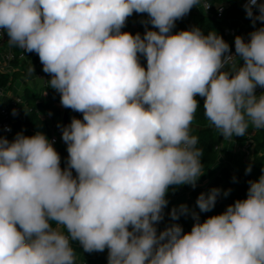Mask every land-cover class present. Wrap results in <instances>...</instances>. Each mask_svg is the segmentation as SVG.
Returning a JSON list of instances; mask_svg holds the SVG:
<instances>
[{"label":"clouds","instance_id":"obj_1","mask_svg":"<svg viewBox=\"0 0 264 264\" xmlns=\"http://www.w3.org/2000/svg\"><path fill=\"white\" fill-rule=\"evenodd\" d=\"M201 5L211 6L0 0V37L38 54L48 88L62 107L82 114L58 125L65 167L43 131L22 130L11 140L0 134V264H77L74 242L87 253L107 250L108 264H264V170L248 181L245 199L203 222L200 213L231 189L200 193L199 212L186 203L165 212L170 188H195L205 174L192 134L197 97L224 140L245 137L250 125L264 130V92L257 93L264 88V26L256 27L264 24V2L245 0L254 30L247 40L235 37V52L215 30L173 31ZM134 14L147 15L143 34L122 31ZM252 171L250 164L245 174ZM166 215H191V231L179 223L159 230Z\"/></svg>","mask_w":264,"mask_h":264},{"label":"trees","instance_id":"obj_2","mask_svg":"<svg viewBox=\"0 0 264 264\" xmlns=\"http://www.w3.org/2000/svg\"><path fill=\"white\" fill-rule=\"evenodd\" d=\"M211 6L199 15L189 14L184 17L182 20L176 22V28L174 32L180 30H187L194 26H198L205 31L207 34L208 31H217L218 34L222 35L224 39L229 42L232 46V51L235 52L234 42L230 41L227 33L226 26L227 24L234 25L231 21L234 18H244L246 21H251L246 18V13L242 7L244 0H208ZM264 2V0H260ZM221 5H225L222 16H218V9ZM236 27V26H235ZM122 31L131 32L135 34L140 32L141 34L145 31L144 24L135 25L132 20V16L128 18L126 26ZM6 34V33H5ZM7 35V34H6ZM243 35L245 39H248V35L243 33L241 29L236 28V34ZM14 57L12 60L17 61L19 58V53L24 52L22 49L16 47L14 51ZM243 62V61H241ZM141 63L146 67V59L141 57ZM10 77L8 72H3L0 70V88L5 87L9 83ZM54 89L50 88L49 98L47 101L42 102V107L39 105L40 99L34 93V91L27 87L24 90V96L26 99L25 103L20 104V108L16 109L12 105L9 106L6 110V114H3L0 109V134L6 136L9 140L13 139L17 132L24 131L25 135L31 136L34 135L37 131H43L46 135L51 138V128L49 125V120L41 114L44 110L52 111L56 108L54 104ZM199 100L200 108H198L196 117L193 121V131L192 134L199 138V147L204 151L202 157V163L204 164V170H207L215 163L217 159V145H219V139L217 137V130L210 125L209 121L206 119L203 110L204 98L197 97ZM60 100V99H59ZM1 106V102H0ZM28 113L25 112V109ZM13 109L16 110L17 115H13ZM64 112L68 114V124L71 122V119L75 116L82 119V114L74 112L71 109H66L63 107ZM10 121L11 131L5 130L3 123L4 121ZM67 124V125H68ZM64 125V123H60ZM251 144L253 147L251 160L246 162L244 169L232 170L228 166H223L218 173L214 174L210 181L206 185H197L195 188L191 189V195L197 199L200 193L208 192L213 187H219L221 183L224 184L225 190L231 189V193L228 197H221L216 207L210 212H201V222L206 220L208 217L213 215H218L223 213L227 206L233 204L237 199H245L247 196V189L249 187V180H258L264 170V130H256L255 133L251 136ZM56 150L61 155V167L66 166V160L68 157L67 145L65 142H58L55 145ZM253 166V171L246 175L245 170L249 165ZM75 175V173H74ZM236 178L235 180L233 178ZM183 188L182 186H173L170 188L171 193L179 194ZM170 201L168 207L165 209L166 213H170L173 206H179L178 204L174 205L168 195ZM199 212V209H198ZM171 223H179L183 226L185 233L191 231V228L194 224V220L190 219L189 216H181L178 221H172L169 216H165V220L158 225L159 230H163L167 225ZM108 251L96 252L92 255L85 258L86 264H108Z\"/></svg>","mask_w":264,"mask_h":264},{"label":"crops","instance_id":"obj_3","mask_svg":"<svg viewBox=\"0 0 264 264\" xmlns=\"http://www.w3.org/2000/svg\"><path fill=\"white\" fill-rule=\"evenodd\" d=\"M203 12H206V10L203 5H201V7H193L189 14L192 13L194 15H199ZM146 19V14H134L132 16V20L135 25L141 24L142 21ZM231 21L234 24L232 26H236L237 29H241L246 35L254 30L251 21H246L242 17L234 18ZM230 25L231 24H227V26ZM261 26H264V24L257 22L256 27L258 28ZM148 27L151 28V25H149ZM14 51H16L15 46H10L8 44V41L0 40V70L3 72H8L10 77L9 83L5 87H3V93L0 96L1 104L7 102L15 94L24 95V90L27 87L31 88L34 91V93L40 99V102L47 101V99L49 98L50 88H48V86L46 85L45 78L40 76L39 73H43L44 76H51L43 72V65L39 60V56L34 52H25L23 56L19 55L17 61H14L12 60L13 58H8V53L13 52L15 54ZM32 66H34L35 73H30L29 71ZM46 92L47 94L45 95ZM54 104L56 106L55 109H53L52 111L44 110L43 113L45 115H47L48 113H52L53 116L61 113L63 114L64 110L60 103V100L54 99ZM255 131L256 129L250 125L248 133L245 137H234L231 140H224L223 136H220L219 132L217 131V137L219 139L217 159L209 169L204 170L205 174L200 177L197 185H206L210 181L211 177L214 174L218 173L223 166H228L232 170L244 169L246 162L249 161L245 160V149L247 144H250V148L251 150H253L251 144V136L255 133ZM219 187L225 190L223 183H221ZM192 188L193 187L191 185H183V188L179 194H173L169 190L168 195L171 202L174 205L186 203L189 208L198 212V208L196 207L197 199H195L190 193ZM189 217L190 219H193L191 215H189ZM74 247L76 249L78 257L77 264H81L86 257L93 254L84 252L82 246H80L78 242H74Z\"/></svg>","mask_w":264,"mask_h":264},{"label":"built area","instance_id":"obj_4","mask_svg":"<svg viewBox=\"0 0 264 264\" xmlns=\"http://www.w3.org/2000/svg\"><path fill=\"white\" fill-rule=\"evenodd\" d=\"M207 2L210 3L208 0H207ZM244 3H245V0L242 3L243 8H244ZM221 7H222V11H218V16H222L225 5H221L219 8H221ZM205 10H207V9L205 8ZM226 33H227L229 40L234 41L235 34H236V27L232 26V25L226 26ZM0 40L8 41L7 35L4 34L3 37H0ZM24 54H25V52H21L19 55L23 56ZM13 57H14V53L9 52L8 58L10 59ZM242 63L243 62H241V64ZM39 75L45 78V83L48 86L46 80L51 79V77L44 76L43 73H39ZM261 92H264V88H258L257 89L258 94ZM2 93H3V88H0V96L2 95ZM54 96H55V99H60V94L57 93L56 91H54ZM17 100L19 101V103ZM25 102H26V99H25V96L23 94H15L7 102L1 104V106H0L1 112L3 114H6V112H7L6 109L11 105L14 108L18 109V108H20V104L25 103ZM41 114L49 120V125L51 128L50 140H52L54 142V145L58 142H64L62 140V129H61V127H58V125H60V123H63V114L61 113V114H58L55 116H53L52 113H48L47 115H45L43 112H41ZM3 126H4L5 130L9 127L11 128L10 121H8V120L4 121ZM217 148H219V145H217ZM251 153H252V150L250 148V144H247L246 149H245V160H249V161L251 160V157H252ZM81 264H86V261L83 260Z\"/></svg>","mask_w":264,"mask_h":264},{"label":"water","instance_id":"obj_5","mask_svg":"<svg viewBox=\"0 0 264 264\" xmlns=\"http://www.w3.org/2000/svg\"><path fill=\"white\" fill-rule=\"evenodd\" d=\"M39 105L42 107V102H39ZM63 123L64 125L68 124V114L66 111L63 113Z\"/></svg>","mask_w":264,"mask_h":264}]
</instances>
